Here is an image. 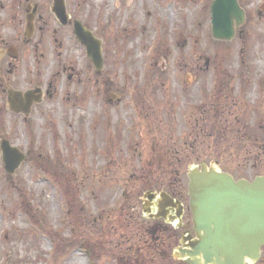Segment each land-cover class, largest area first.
Masks as SVG:
<instances>
[{
  "label": "rangeland",
  "instance_id": "rangeland-1",
  "mask_svg": "<svg viewBox=\"0 0 264 264\" xmlns=\"http://www.w3.org/2000/svg\"><path fill=\"white\" fill-rule=\"evenodd\" d=\"M67 1L68 16L102 42L104 66L97 78L72 28L57 36L53 30L45 33L40 54L48 64L38 82H53L56 92L28 115L11 110L7 90L32 89L34 75L20 81L0 73V146L8 140L28 157L12 176L0 150V264H130L115 248L120 223L111 230L122 192L136 191L140 212L135 216L142 217L143 194L160 192L168 173L176 174L168 164L175 157H188L190 167L206 162L236 179L264 175V153L257 155L264 146V0H239L245 22L231 41L212 36L214 0ZM48 3L40 8L39 26L51 21L53 29L54 3ZM24 10L6 7L0 19L27 15ZM20 17L2 32L8 41L21 29ZM60 63L75 68L73 80L59 76ZM219 95L234 102L235 127L249 136L233 148L222 139L228 134L217 130L228 131L224 114L216 118L212 111L209 118L216 119L207 123L205 134L193 133L195 116L203 118L221 103ZM199 107L200 113L193 111ZM139 115H148L147 121ZM242 131L236 132L243 136ZM187 170L179 174L186 187ZM94 223L101 225L98 232ZM147 259L144 264L169 260L158 254Z\"/></svg>",
  "mask_w": 264,
  "mask_h": 264
},
{
  "label": "water",
  "instance_id": "water-1",
  "mask_svg": "<svg viewBox=\"0 0 264 264\" xmlns=\"http://www.w3.org/2000/svg\"><path fill=\"white\" fill-rule=\"evenodd\" d=\"M53 12L62 24H67L63 0H55ZM211 16L212 36L218 41L233 40L236 29L245 22L238 0H214ZM74 34L100 73L104 63L102 43L80 21H74ZM38 92L26 94V105L22 103V94L10 93L12 110L29 113L34 100H40ZM1 151L6 172L14 175L26 161L25 154L8 140L2 142ZM188 179L195 237L184 236L175 256L187 264H245L248 259L258 260L264 246V176L256 177L253 182L235 180L228 173L201 164L189 170ZM157 197L151 192L145 195L149 202ZM157 201L158 217L166 218L169 206H176L165 192Z\"/></svg>",
  "mask_w": 264,
  "mask_h": 264
},
{
  "label": "flooded vegetation",
  "instance_id": "flooded-vegetation-1",
  "mask_svg": "<svg viewBox=\"0 0 264 264\" xmlns=\"http://www.w3.org/2000/svg\"><path fill=\"white\" fill-rule=\"evenodd\" d=\"M49 0H44V2L41 0L39 1L40 3L37 2H33L32 0H10V2H8L7 4H2L0 3V12L4 11V9L10 8L11 10H13L14 12H19L18 10H23L27 12V15H23V16H18V15H10L8 16L10 18V21H3L2 18L0 19V73H9L12 76L17 75L19 77V80L21 81L23 78L25 81L27 79V77L29 75H34V81H32L33 86L31 87L32 89H28L26 91L21 90L22 88H18L19 86H17L18 90H14L9 88V90H7V101L9 103L10 101V93H22V103L23 105H26V93L28 92H38V94L40 95V100L36 101L34 100V102L31 105V109L29 111V113L32 111L33 107L36 104H40L42 101H44L47 97H51L55 92H56V88L53 85V82H44L41 83L40 80L38 82V75L41 72V68L43 65H47V57H45V55L41 56L40 54V49H41V43L43 41L44 35L45 33H49V31L53 30V36H57L58 33H60V31L62 29H64L65 27L67 28H72L73 30V37H74V41L77 44H80V42L76 39L75 35H74V25H73V20L71 17L68 18V22L67 24H62L58 18L54 15L53 13V8L55 5V0H53V8L51 9V14L53 15V17L56 19V27L53 29H50L51 27V21H50V25H49V21H44L43 26H39V24H42V19H44V15H42L40 13V8L42 7H46V5H48ZM65 5H66V9L68 8V1L67 0H63ZM46 3V4H45ZM50 7V6H49ZM33 8V9H32ZM43 8V9H44ZM32 9V11H31ZM46 9V8H45ZM1 16V15H0ZM18 17H20V21L19 23L21 24V29L19 31H12L14 32V36L15 38L12 39L13 37H11V41H8L9 39L3 37L2 32H6L8 31V27H14L16 26V22ZM52 19V16H50V20ZM9 37V36H8ZM70 39H72V36H69ZM55 41L57 43H59V46L62 48L63 46V42L58 41L57 38H55ZM81 46V44H80ZM71 64V63H70ZM68 63H60L59 64V68L60 71L58 72L59 76L63 75H67L69 76V79L73 80V73L76 72L75 68L70 65ZM101 75V73L97 72V78L98 76ZM100 77V76H99ZM90 79V77H89ZM94 78H91L89 81L93 80ZM95 84H98V79L96 81ZM92 85V82H91ZM10 86V85H9ZM45 86V88L43 87ZM227 86V85H226ZM10 87H14V86H10ZM210 101H214V99H210ZM196 102H200L199 99H196ZM212 103V102H211ZM228 96L226 99H224V106H225V117H227L228 122L230 124H233L231 122V116L229 115L228 117ZM10 104V103H9ZM199 108L193 109V111H196L197 113H200L201 110H199ZM216 110L217 108H215L213 105L210 106V108L205 112V114L202 116H200L202 122H203V126L202 128L199 127L200 126V118H198V116H195V121L197 124V127H195V131H193L194 134H196L197 137H200L201 135H204L206 132V127H207V123H211L212 119H216ZM214 111V114L212 115V117H216V118H209V114ZM15 113V112H14ZM28 113V114H29ZM17 115L19 114H23V115H28L26 114L23 109L20 113H15ZM138 118L140 119H144L145 121H147L146 118H148V115L145 116V118L142 115H139ZM151 121H148V124L151 125ZM229 124V125H230ZM143 126V125H141ZM152 126V125H151ZM142 130H144L143 128H140ZM193 136V135H192ZM187 145V144H186ZM129 151H131V149H127ZM162 151L164 152V148L162 149ZM124 161V158H123ZM202 163V162H201ZM200 164V163H199ZM164 167H166L165 165H163ZM212 166V165H210ZM215 167V166H214ZM218 168V167H216ZM219 169V168H218ZM174 168L172 167L171 172L174 173ZM222 171V170H221ZM225 172V171H223ZM177 176H179V171H177ZM254 179L249 180L250 182H252ZM167 181V179H166ZM168 184V182H167ZM171 184V189L169 190V194L171 195V197L173 199H175L176 201L173 203L174 205V215L172 213H170V215L172 216H176L178 213L181 214L180 216V220L176 225L170 224L168 223V220L164 219V218H156V216L158 215V211H156V201H152L149 202L147 205V208L149 210V214H147L146 216L144 215V209L143 206L145 204L142 205V213L143 216L141 217L145 222H147L148 226L144 227V231L148 234H150V236H148V239L150 240V243L152 245H155V248L160 249L163 248V246H166V244L168 242L165 241V237L163 234V231L166 229L168 230H173L176 233H178L180 235V238L178 239V246L180 247L182 246L181 240L184 238L185 234L188 235H194V229H193V216L192 213L190 211V206H189V196L187 194V191L185 192V196L182 198V196L179 194V191L175 189V186H173V182H170ZM156 191L157 194L158 191ZM125 193H123L122 195H124ZM137 200L135 201V204L133 206V209H135V211H133V213H131L130 215L133 214V217H135V213L140 212V210H138L139 208H137L136 206ZM182 206V208L180 207ZM100 221L103 222V216L99 217ZM163 242V246H159V243ZM167 248V247H165ZM127 251L132 252L134 249H127ZM175 261H181L184 264H187L183 259H175ZM145 262L141 263L144 264ZM130 264H135L134 263H130ZM247 264H264V247L262 248V252H261V257L260 259L256 260V261H252V262H247Z\"/></svg>",
  "mask_w": 264,
  "mask_h": 264
},
{
  "label": "trees",
  "instance_id": "trees-1",
  "mask_svg": "<svg viewBox=\"0 0 264 264\" xmlns=\"http://www.w3.org/2000/svg\"><path fill=\"white\" fill-rule=\"evenodd\" d=\"M225 82H226V79H223L222 84H224ZM218 90H217V93H218ZM220 95L217 99H220L222 97V99L220 100L221 103H219L217 106L214 105V107L217 108L216 110L217 117L219 116V114L225 115V106H224L225 98L224 96H220ZM227 104H228V110L229 109L231 110L234 107H236L234 102L230 100L228 101ZM233 112L234 111L231 110L232 115H234ZM231 122L233 124H230L228 122V131L225 130V128L224 129L218 128L217 130L221 132V134L223 135L228 134L227 136H223L222 139H224L225 141H228V147L233 148L238 145L237 143L239 141H244L246 138H249V136L244 135V132L242 131L241 128L235 127L239 123L238 118L237 119L232 118ZM237 130H241L243 132V136L238 135V133L236 132ZM256 149H259V147L257 146ZM259 153H262V154L264 153V146L257 152V155ZM186 158L188 157H185V158L184 157L182 158L181 156L175 157L173 163H168V164L169 166H172L174 169H176V173L177 171L181 173L182 170H185V167L187 169V167L190 165L188 163L189 161L186 160ZM190 158L192 160L193 156ZM168 174L170 176L169 179H167L166 181L168 182V184L160 186L161 190L169 191L171 189L170 182H173L174 183L173 186H175V189L179 191V194L181 196L184 195V189H185L184 181L180 178V176H177V174L174 175V174H171L170 172ZM127 191L128 192H126L122 197L123 203L121 205V208H119V211L117 212V216L115 217V220H114L115 223H112L111 225L112 227L111 230H113V227H115L116 225L120 223L121 232L115 233V237H117L118 244H120V247L122 248V250L117 249L118 244L116 245L115 248L118 251V255L121 254L128 261H132L131 263H133L134 261H137L138 263L141 264L147 261L148 260L147 258L154 257V255L158 254L159 258H162V259L165 258V256H168L169 260H167L168 262L167 264H184L183 262H179V263L175 262L172 258L173 249L178 245V239L180 238V235L173 230H168L165 228V230L163 231V234H164V237L166 238L165 241L168 243L166 244V246H163L164 245L163 242L165 241H162L159 243V246H163V248L156 249L155 245H152L150 243V240L148 239V236L150 235L144 231V227L147 226V222L143 221L141 217L139 216L133 217V214L130 215L131 213H133L132 208L135 204V201L137 200V196H136V191L133 193H130L128 188H127ZM101 199L102 198L99 197V200ZM98 203L100 206L104 205L103 201H99ZM109 212L111 213V211ZM94 224H95L94 229L98 232L99 230L97 227H100L101 225H98L96 223ZM41 230H44V229H41ZM82 244L88 245L87 242H82L80 245ZM111 246L112 244H110V248H112ZM124 246H126L127 249L131 248L134 250L132 252H129L126 250ZM88 249L90 251L89 246H88ZM89 253L93 255L91 251ZM161 261H162L161 264L166 263L164 259ZM94 264H96L95 260H94Z\"/></svg>",
  "mask_w": 264,
  "mask_h": 264
},
{
  "label": "bare ground",
  "instance_id": "bare-ground-1",
  "mask_svg": "<svg viewBox=\"0 0 264 264\" xmlns=\"http://www.w3.org/2000/svg\"><path fill=\"white\" fill-rule=\"evenodd\" d=\"M248 261H249V262H252V261H254V260H250V259H248V260L245 261V264H247Z\"/></svg>",
  "mask_w": 264,
  "mask_h": 264
}]
</instances>
